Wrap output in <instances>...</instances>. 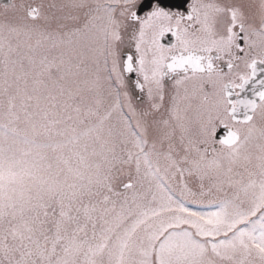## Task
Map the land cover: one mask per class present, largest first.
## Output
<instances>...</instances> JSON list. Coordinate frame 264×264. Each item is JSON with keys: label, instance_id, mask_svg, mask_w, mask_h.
<instances>
[{"label": "snow or ice", "instance_id": "1", "mask_svg": "<svg viewBox=\"0 0 264 264\" xmlns=\"http://www.w3.org/2000/svg\"><path fill=\"white\" fill-rule=\"evenodd\" d=\"M0 264H264V0H0Z\"/></svg>", "mask_w": 264, "mask_h": 264}]
</instances>
